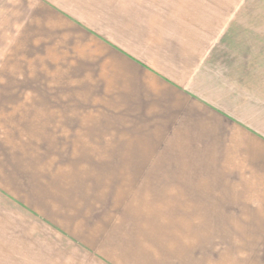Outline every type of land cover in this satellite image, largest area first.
I'll return each instance as SVG.
<instances>
[{"label": "crops", "instance_id": "crops-1", "mask_svg": "<svg viewBox=\"0 0 264 264\" xmlns=\"http://www.w3.org/2000/svg\"><path fill=\"white\" fill-rule=\"evenodd\" d=\"M225 1L0 0L63 80L29 89L20 130L0 117V264H151L172 148L220 151L236 123L263 137L253 70L236 76L261 57L236 49L264 48V0Z\"/></svg>", "mask_w": 264, "mask_h": 264}, {"label": "rangeland", "instance_id": "rangeland-1", "mask_svg": "<svg viewBox=\"0 0 264 264\" xmlns=\"http://www.w3.org/2000/svg\"><path fill=\"white\" fill-rule=\"evenodd\" d=\"M13 27L9 15L1 9L0 90L10 94L0 96V117L8 118L10 112L6 110L11 107L15 131L20 130L17 127L21 118L20 110L15 106L36 102V91L29 89H36L38 84L46 88L56 86L63 80L60 79L61 64H43V52L24 44L33 33H24L21 39L20 31H12ZM227 32L226 28L222 33L224 38ZM257 50L262 51L261 54ZM236 51L237 56H249L250 53L254 60L261 57L260 62L253 63V69L247 65L245 73L241 74V68L237 66L236 76L238 79L243 76L241 81L238 80L239 87L248 86L246 74L250 67L251 72L253 70V97L262 102L263 112L257 114L263 117L264 123V48H238ZM47 54L52 56L53 52ZM23 89L33 96L25 94ZM258 106L254 103L255 114ZM220 131L224 140L220 151L206 148V153L196 159L200 151L193 148L192 152L188 149L191 146L179 145V149L172 148V151H175L174 156L177 154L182 159L162 161L166 166L163 173L167 174L168 170L166 186L152 187L150 191V200L157 196L150 205L153 206L151 211L156 210V217L151 215V220L157 219V241L148 250L151 254L142 256L141 261L174 264L182 258L184 264L186 259H191L190 253L200 252L207 247L205 243L213 240L217 244L224 243L220 256L213 260L208 258L200 264H264V135L261 137L260 129L256 128L250 134V129L237 123L236 127H224ZM261 131L264 134V127ZM163 179H160V186ZM226 237L230 238L229 242Z\"/></svg>", "mask_w": 264, "mask_h": 264}, {"label": "trees", "instance_id": "trees-1", "mask_svg": "<svg viewBox=\"0 0 264 264\" xmlns=\"http://www.w3.org/2000/svg\"><path fill=\"white\" fill-rule=\"evenodd\" d=\"M225 240L227 242H229L230 238L226 237ZM205 245L207 247L203 248L200 252L190 253L192 255L191 259H190V257L188 259H186V262L184 264H200V262L202 263L203 260H207L208 258L213 260L214 257H217V259H218V257L221 254V249L223 248L224 243L217 244L213 240H209L207 243H205ZM227 246H228V248L230 247L229 244H227L226 247ZM226 247H224V248H226ZM185 256H187V254ZM183 262H184V259L181 258V259L174 261V264L175 263L183 264Z\"/></svg>", "mask_w": 264, "mask_h": 264}]
</instances>
